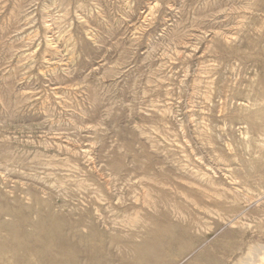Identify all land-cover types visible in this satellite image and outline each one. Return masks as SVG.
Segmentation results:
<instances>
[{"label":"rangeland","instance_id":"rangeland-1","mask_svg":"<svg viewBox=\"0 0 264 264\" xmlns=\"http://www.w3.org/2000/svg\"><path fill=\"white\" fill-rule=\"evenodd\" d=\"M255 1L0 0V264L249 263Z\"/></svg>","mask_w":264,"mask_h":264},{"label":"bare ground","instance_id":"bare-ground-1","mask_svg":"<svg viewBox=\"0 0 264 264\" xmlns=\"http://www.w3.org/2000/svg\"><path fill=\"white\" fill-rule=\"evenodd\" d=\"M252 1L254 2L255 0H251V2ZM255 2H258V1H255ZM246 4H247V1H246ZM248 5H250V3ZM255 8H257V6ZM244 15L245 14H240V16L242 18L240 20V22H242V23H243L242 20L244 18ZM261 25L262 26H260L258 28L256 27L255 31L253 30V35L254 36L257 35L258 42H256L255 39H253V41H251L249 43V45H250V47L254 46L252 48L254 51V54H255V52L257 53V51L258 52L261 51V56H263V57H260L258 55L260 53H258L257 57H254V64L253 65L258 66V68L262 66L263 69H262V71H260V69H256L255 73L253 74L252 80L250 81V85H249L248 89L246 90V92H243L240 90V88H238L236 91V96H235V98H236L235 102H236V104H238V109L242 111L240 113L243 115V117H240L239 119L240 120H247L251 126V129H252V135L250 137L252 145L251 144L249 145L252 149V154L254 155L252 162L260 161L261 159L264 158V25L262 24V22H261ZM240 28H242V27H240ZM247 38H249L248 40H250V37H247ZM236 42H238V41H236ZM255 47L256 48L258 47V49L255 50ZM244 88L242 87V89H244ZM247 132H249V131H247ZM250 155H251V153H250ZM61 218H63V217H61ZM63 219H65V218H63ZM163 247L159 243H157V244L151 243L150 244V243L144 242L141 245H137L134 248V252L135 253L140 252V254L143 256H149L150 255L153 257H158V256L163 254V250H164ZM48 252H49V250H48ZM52 253L54 254V252H52ZM251 255H252V257H251L252 259L249 260L250 259L249 258L246 260V261L249 260V263L247 262L248 264H264V245L263 246L261 245L260 248H253V250H251L248 257H250ZM50 256H51V254H50ZM236 264H240V262H238Z\"/></svg>","mask_w":264,"mask_h":264}]
</instances>
